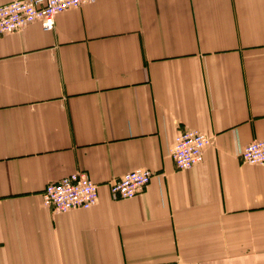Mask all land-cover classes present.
I'll return each instance as SVG.
<instances>
[{"label": "crops", "instance_id": "crops-1", "mask_svg": "<svg viewBox=\"0 0 264 264\" xmlns=\"http://www.w3.org/2000/svg\"><path fill=\"white\" fill-rule=\"evenodd\" d=\"M179 130L212 141L189 170ZM261 139L264 0H96L0 35V264H264V166L240 160ZM77 171L97 203L54 213Z\"/></svg>", "mask_w": 264, "mask_h": 264}, {"label": "built area", "instance_id": "built-area-1", "mask_svg": "<svg viewBox=\"0 0 264 264\" xmlns=\"http://www.w3.org/2000/svg\"><path fill=\"white\" fill-rule=\"evenodd\" d=\"M96 0H16L0 6V35L18 33L33 24L44 31H52L56 17L68 10L78 9ZM211 138L198 130H179L170 155L179 170H189L203 161ZM243 164L264 166V139L247 144L240 153ZM153 173L137 169L121 179L109 183L113 200L131 199L149 186ZM99 186L87 172L77 171L63 179L49 183L43 193L44 205L54 213H67L76 209L88 210L98 200Z\"/></svg>", "mask_w": 264, "mask_h": 264}]
</instances>
